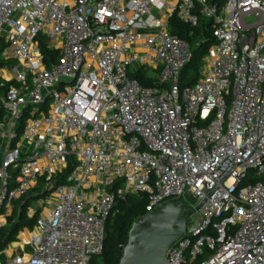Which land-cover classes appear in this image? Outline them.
<instances>
[{"label":"built area","instance_id":"obj_1","mask_svg":"<svg viewBox=\"0 0 264 264\" xmlns=\"http://www.w3.org/2000/svg\"><path fill=\"white\" fill-rule=\"evenodd\" d=\"M223 1L0 0V228L42 178L49 191L0 264H94L136 194L147 213L198 200L168 264H264V0ZM174 16L213 20L217 41L184 88Z\"/></svg>","mask_w":264,"mask_h":264},{"label":"trees","instance_id":"obj_2","mask_svg":"<svg viewBox=\"0 0 264 264\" xmlns=\"http://www.w3.org/2000/svg\"><path fill=\"white\" fill-rule=\"evenodd\" d=\"M223 3V0L215 2ZM170 31L189 41L192 49V57L184 67L180 86H192L200 78V70L204 64V58L211 46L217 41L213 33V20L200 17L199 23L195 26L184 23L178 16L170 20ZM41 49L47 57L53 62L58 59V51L49 48L45 41L41 43ZM52 62H48L51 65ZM141 82L151 84L150 79H146V73L139 72L135 74ZM73 166L63 170L57 177V184L67 181V177L72 171ZM46 179L42 178L36 190L29 192L14 203V211L8 217L7 223L0 228V257H4V251L13 242L18 241L19 234L25 228L32 230L38 223L41 209H38L33 216L29 215V209L35 203L36 197L44 191ZM147 200L142 194L129 195L125 201H119L109 218L107 224V234L105 239V248L100 255L101 264H119L123 256L124 248L128 242L129 231L133 222L145 215ZM94 264H98L94 261Z\"/></svg>","mask_w":264,"mask_h":264},{"label":"water","instance_id":"obj_3","mask_svg":"<svg viewBox=\"0 0 264 264\" xmlns=\"http://www.w3.org/2000/svg\"><path fill=\"white\" fill-rule=\"evenodd\" d=\"M48 192L43 191L36 199L45 197ZM198 209L199 206L187 211L183 202L175 201L137 218L119 264H168V250L184 237L188 218Z\"/></svg>","mask_w":264,"mask_h":264},{"label":"rangeland","instance_id":"obj_4","mask_svg":"<svg viewBox=\"0 0 264 264\" xmlns=\"http://www.w3.org/2000/svg\"><path fill=\"white\" fill-rule=\"evenodd\" d=\"M208 58H209V57H207V56L204 58V64H203V66L201 67V70L207 71V69H208V67H207V64H208L207 60H208ZM206 59H207V60H206ZM48 200H49V197H48V196H45V197L40 198L39 200H36L35 203L33 204V206L30 207V209H29V213H31L32 211H30V210H31V209H34V208H35L34 210H35V212H36V211L38 210V208L41 207V204L47 202ZM181 201H182L183 204L186 206L187 211H193V210H194L195 208H197V206H198V200H197L196 198L190 196V195H187V196H183V197H181ZM198 218H199V212L194 213V214L191 216V218H189V221H188L189 226H192V224H194L195 221H196ZM18 239H20V240H22V241L24 240L25 243H26V242H29V234L27 233L26 229H24V230H22V231L20 232V236L18 237ZM15 247H16L15 244H10V245L6 248V250L4 251V257H2V256L0 257V261H1V262H5V260L7 259V258H6V252L11 253V252H12V249H14L15 254L20 253L21 248H20V247H16V248H15ZM26 250H27L28 252L31 251L29 247L26 248ZM99 257H100V256L95 257V258H94V261H95L96 263H98V264H101V263H100V258H99Z\"/></svg>","mask_w":264,"mask_h":264},{"label":"crops","instance_id":"obj_5","mask_svg":"<svg viewBox=\"0 0 264 264\" xmlns=\"http://www.w3.org/2000/svg\"><path fill=\"white\" fill-rule=\"evenodd\" d=\"M25 229H26L27 233H28V230H30V229H28V228H25ZM19 236H20V234H19ZM22 242H24V240L22 241V240L18 239V241L13 242V243H11V244H15V245L17 246V245H19V244L22 243Z\"/></svg>","mask_w":264,"mask_h":264}]
</instances>
